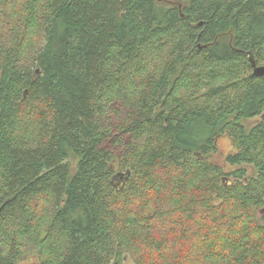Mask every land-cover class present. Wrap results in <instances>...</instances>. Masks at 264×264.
Here are the masks:
<instances>
[{"label":"trees","instance_id":"obj_1","mask_svg":"<svg viewBox=\"0 0 264 264\" xmlns=\"http://www.w3.org/2000/svg\"><path fill=\"white\" fill-rule=\"evenodd\" d=\"M250 58L264 0H0V264H264Z\"/></svg>","mask_w":264,"mask_h":264},{"label":"rangeland","instance_id":"obj_2","mask_svg":"<svg viewBox=\"0 0 264 264\" xmlns=\"http://www.w3.org/2000/svg\"><path fill=\"white\" fill-rule=\"evenodd\" d=\"M166 1L172 2L174 0H166ZM259 120H260V116H255L253 118L244 120L243 123L247 128H249L255 123H257ZM217 147H218V151L216 152V154L212 156L213 162L222 166L225 171L233 169L234 167L227 165L224 160V156L227 155L228 153H231L233 150L230 139L226 135L218 137ZM68 161H70L72 164H75L76 162L73 157ZM37 262H38V256L33 255L24 260L19 261L17 264H37ZM126 264H133V261L129 257H127Z\"/></svg>","mask_w":264,"mask_h":264},{"label":"water","instance_id":"obj_3","mask_svg":"<svg viewBox=\"0 0 264 264\" xmlns=\"http://www.w3.org/2000/svg\"><path fill=\"white\" fill-rule=\"evenodd\" d=\"M251 66H252V76H263L264 75V65L255 64L254 60L250 58ZM120 177V176H118ZM128 256H124V262H126V258Z\"/></svg>","mask_w":264,"mask_h":264},{"label":"bare ground","instance_id":"obj_4","mask_svg":"<svg viewBox=\"0 0 264 264\" xmlns=\"http://www.w3.org/2000/svg\"><path fill=\"white\" fill-rule=\"evenodd\" d=\"M253 70V69H252Z\"/></svg>","mask_w":264,"mask_h":264}]
</instances>
